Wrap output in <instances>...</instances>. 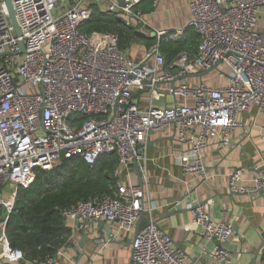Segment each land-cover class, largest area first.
Here are the masks:
<instances>
[{
	"label": "built area",
	"instance_id": "built-area-1",
	"mask_svg": "<svg viewBox=\"0 0 264 264\" xmlns=\"http://www.w3.org/2000/svg\"><path fill=\"white\" fill-rule=\"evenodd\" d=\"M105 1L10 0L16 34L6 0H0V209L6 213L0 221V261L16 264L24 257L5 236L18 188L30 186L39 170H50L62 158L80 156L92 165L115 155L114 195L62 209L65 223L73 232L90 222L116 223L118 232L97 238L106 244L134 234L143 214L129 264H191L153 216L139 167L142 148L149 136L171 132L180 146L174 164L189 179L205 182L210 174L203 151L209 141L229 145L242 125L241 113L264 112V0H189L188 23L156 30V42L140 59L119 47L115 32L80 30L96 6L120 13L144 33L138 9L143 0ZM187 29L198 36L196 48L167 61L161 42L180 41ZM134 161L141 183L130 178ZM254 169L257 176L248 187L238 184L239 170L231 172L230 191L264 194V169ZM189 209L200 235L214 243L211 258L231 264L225 244L243 235L213 218L204 204ZM62 249L38 264H56Z\"/></svg>",
	"mask_w": 264,
	"mask_h": 264
},
{
	"label": "crops",
	"instance_id": "crops-1",
	"mask_svg": "<svg viewBox=\"0 0 264 264\" xmlns=\"http://www.w3.org/2000/svg\"><path fill=\"white\" fill-rule=\"evenodd\" d=\"M188 2L143 0L138 5L146 23L143 35L155 37L156 30L185 26L190 19ZM238 119L242 125L231 135L229 145L221 146L213 139L204 149L203 158L210 174L205 182L189 179L174 164L173 154L180 146L171 132L149 136L142 148L143 159L139 167L145 171L143 186L148 203L155 206L153 216L187 253V262L191 264H221L209 254L214 248L213 241L204 239L199 226L193 222L189 207L195 203L204 204L213 218L230 223L236 234L243 235L240 240L232 236L225 244L233 256L231 264H250L256 251L259 252L256 263L264 264V194L232 193L228 187L231 172L239 170L238 184L248 187L257 176L254 167L264 169V112L251 108ZM130 178L133 182L139 181L133 167ZM177 201L180 202L179 209L175 208ZM83 232L87 233L88 239L81 242ZM116 232V223L104 226L96 223L83 231H72L56 264H73L75 260H78L76 264H129L133 233L120 235L106 244L97 241L99 237L107 238Z\"/></svg>",
	"mask_w": 264,
	"mask_h": 264
},
{
	"label": "trees",
	"instance_id": "trees-1",
	"mask_svg": "<svg viewBox=\"0 0 264 264\" xmlns=\"http://www.w3.org/2000/svg\"><path fill=\"white\" fill-rule=\"evenodd\" d=\"M80 30L86 35L93 31L115 32L123 50L130 49L137 42H142L148 50L156 42L154 36L139 34L126 24L120 13L100 11L96 6H93L92 17L80 25ZM197 43V34L187 29L182 40L162 41L160 49L170 61L180 51L195 49ZM117 164L115 155L100 157L92 165L80 156L62 158L50 170H39L30 186L18 188L13 210L5 225L10 247L24 254L16 264H38L55 257L57 251L67 245L72 234L61 210L81 200L113 196V189L119 181V177L114 175ZM5 216L1 208L0 221ZM0 264L10 263L0 261Z\"/></svg>",
	"mask_w": 264,
	"mask_h": 264
},
{
	"label": "water",
	"instance_id": "water-1",
	"mask_svg": "<svg viewBox=\"0 0 264 264\" xmlns=\"http://www.w3.org/2000/svg\"><path fill=\"white\" fill-rule=\"evenodd\" d=\"M6 3H7V8H8V12H9V17H10V20H11V22H12V24H13V26H14V30H15V32H16V34H19V29H18V27H17V23H16V20H15V17H14V13H13V9H12V6H11V2H10V0H6ZM143 35V34H142ZM21 47H22V49H23V46L21 45ZM133 168H134V170H135V172H136V175H137V177H138V180H139V182L141 183V176H140V172H139V168H138V164H137V162L136 161H134V163H133ZM179 204L178 205H176V209H179ZM143 218H144V215L143 214H141L140 215V217H139V219H138V222H137V224H136V226H135V232H134V236H136L137 234H138V232H139V228H140V225H141V222H142V220H143ZM100 226H104V225H106V223L104 222V221H100L99 223H98ZM86 225H94L92 222H90V223H87ZM88 239V235H87V233L86 232H83V234H82V237H81V242H83V241H85V240H87ZM258 251H256V252H254L253 253V257L251 258V260H250V264H257L256 263V258H257V255H258ZM78 262V260H75L74 261V263L73 264H76Z\"/></svg>",
	"mask_w": 264,
	"mask_h": 264
},
{
	"label": "rangeland",
	"instance_id": "rangeland-1",
	"mask_svg": "<svg viewBox=\"0 0 264 264\" xmlns=\"http://www.w3.org/2000/svg\"><path fill=\"white\" fill-rule=\"evenodd\" d=\"M147 47H145V45L142 42H137V43H133L130 47V49H128V52L130 53V55L132 57H134L135 59H140L146 52ZM217 72V70H212ZM8 189V187H7Z\"/></svg>",
	"mask_w": 264,
	"mask_h": 264
}]
</instances>
